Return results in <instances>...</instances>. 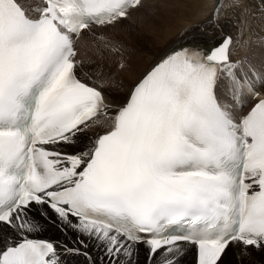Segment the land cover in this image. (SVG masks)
I'll list each match as a JSON object with an SVG mask.
<instances>
[{
	"label": "snow or ice",
	"instance_id": "1",
	"mask_svg": "<svg viewBox=\"0 0 264 264\" xmlns=\"http://www.w3.org/2000/svg\"><path fill=\"white\" fill-rule=\"evenodd\" d=\"M143 3L0 0V264H140L141 248L144 264H176L181 242L198 264L233 242L237 264L264 251V71L233 62L231 37L180 42L123 102L77 75L84 30ZM41 220L65 240L30 238Z\"/></svg>",
	"mask_w": 264,
	"mask_h": 264
},
{
	"label": "bare ground",
	"instance_id": "2",
	"mask_svg": "<svg viewBox=\"0 0 264 264\" xmlns=\"http://www.w3.org/2000/svg\"><path fill=\"white\" fill-rule=\"evenodd\" d=\"M144 1L146 2L147 0H144ZM240 1L241 0H180L176 4V5H179V4L181 5L178 7L176 6L177 8H179L177 20L175 19L173 21H168V18H165V21H166V23H174L175 25H178L177 28L181 27V26L183 28V25H185V24L187 25V27L182 29L181 32H179V33H177L179 31V29L172 28L169 30H158L156 32L148 31L147 33L143 34L142 36L145 37V39H146V36H144V35H148V37H149L148 39L151 42L150 51H153V55L150 58H148V60L143 58V57H141V58L136 57L134 52L133 53L128 52L127 48L123 47V45L120 43L117 46H115L116 45L115 44L114 45L115 47L111 46V49L114 48V49H120V51H123L125 53L124 56L126 57V60L124 62H121V61L120 62L126 64L127 67L122 70L120 68L121 63H118L116 65L117 73H116V70L114 69V67H112V65H113L112 63L116 62L114 57H113V60L108 61L109 64H105L102 61L100 63H98L100 65L99 69L95 68V65L98 66V64H97L96 60H93V58L100 59V58H98L99 56L97 55V54H99V49L97 47L102 48V45L106 43V41L104 39L109 40V42H113V40H115V39H109V38L103 37V36L101 37V34H97V37H95V38H96V43L98 45H96V44H90L88 41L89 39L84 40L85 35L83 34L82 37L77 40V43L82 41L84 46H85V49L88 48L87 49L88 52H87V50H86V52L84 50L81 52L79 51V53H81V55H83L84 63L86 64L87 68L89 70H91L99 79H101V83L105 85L103 90H101V91H103L105 96L108 97L110 100H113L116 102H123L126 99V97L128 96L127 95L125 97V94L129 89H131L130 86H133L148 70H150L151 67L159 60L160 56L163 53L174 48L180 42L191 43L192 42L191 38L195 37L200 42L201 45H203L204 47H208V48L216 46L220 42H222L223 38L225 37V34L216 33V34L212 35L209 32H206L205 30H203L201 28H197L195 26H192V24H193L192 19H194V17H196V16L200 17V18L202 16L204 17V14L207 13V11H209L210 9H213V16H214L215 9L217 8L218 5L220 6V13H219L218 17H216V18H221V15L227 9L228 6L233 7V6H235V4L239 3ZM29 2H31V0H29ZM164 4L166 6L167 3H164ZM160 6H161V2L156 1L154 3V5L152 6L149 15H145V14H143V12H141L140 14H134L135 12H133L132 15H135V16H133L134 18H132V21H131V23H133L132 24L133 28H137V30L140 31L139 33H141L146 26L148 27L149 25H151L152 24L151 19L155 18V16L158 17V13H160V11H159ZM157 10H158V13H157ZM255 10H256V8H255ZM167 12L168 11H166V13ZM162 14H165V13H162ZM175 14H176V12H175ZM126 20H128V19H126ZM126 20H123L122 22L117 23L114 26H109V27L93 26L92 28H93V30L96 29L97 31H103L109 36L112 34L118 35L117 31H114L112 33V31H113L112 29L119 24L126 23ZM213 25L217 29L220 28L219 22H216ZM86 30H88V29H86ZM86 30H84V32ZM179 34H180V37H179ZM240 34H241V42H240L241 44L239 45L237 43L236 46L239 48V51H246L245 55H247L248 50H249L248 43H249V41H251V37H250V34L246 33L245 31L244 32L241 31ZM221 38H222V40H221ZM242 42L244 44H242ZM101 43H103V44H101ZM253 64L255 67H257L258 61L254 60ZM81 65H82V63H81ZM106 66L112 67V68L107 69ZM256 70L260 71L258 69H256ZM78 71H80L79 66L77 68V74H78ZM259 90L261 91L262 95H264V89H259ZM104 127H105V122L103 120H101V122L96 127L90 129L89 131H90V133L92 132L95 134L97 132L103 131ZM49 214L54 216V214L51 212H49ZM37 219H40V218L37 217ZM73 221L75 222V218H73ZM40 222L42 225L41 231H43V234L48 233V232L56 233L59 238L61 237V238H63V240H65L63 233H58L56 231V229H59V228L55 224L47 223V222H44L43 220H41ZM0 231H3L4 233L9 232V230L6 228L0 229ZM67 231H68L69 237L73 238L74 236H76L75 231H73L71 228H68ZM40 232L33 233L30 236L33 238H38V237H35L33 235L37 236L38 234H40ZM40 239H42V238H40ZM60 241H62V240H60ZM1 242L2 241H0V243ZM231 249L234 252V254H233L234 256L232 257L233 261L231 262V264H237V259L235 256L237 255L238 251L240 250V247H239V244H237L236 242H233L232 245H230V247L226 250V253L222 256V259L219 262V264H223L226 261V256H227L228 252H230ZM87 250L93 252L96 249H94L93 247H89ZM140 252L145 253L143 248H141ZM196 252H197V246L192 245L189 242L182 243L181 244V254L177 257L176 264H186L187 261L189 264H196ZM259 252H262V251H259ZM92 254H100V253L98 251H96ZM256 255H258V254H256ZM261 258L264 260V253H261ZM74 259H76V260L80 259L82 264H87V262L85 261V259L83 257H76ZM246 264H249V261H246ZM250 264H254V263H252L251 258H250Z\"/></svg>",
	"mask_w": 264,
	"mask_h": 264
},
{
	"label": "rangeland",
	"instance_id": "3",
	"mask_svg": "<svg viewBox=\"0 0 264 264\" xmlns=\"http://www.w3.org/2000/svg\"><path fill=\"white\" fill-rule=\"evenodd\" d=\"M156 1L161 2V6L159 8L160 13H158V10H157L158 17L155 16V18L151 19L152 24L149 25L148 27L146 26L141 33H139L140 31H138L137 28H133V25H132L133 23H131V21H132V18H134L133 16L135 15H131V17L128 20H126V23L119 24L112 29L113 30L112 33L114 31H117L118 35L112 34L109 36L105 32L97 31L96 29L93 30V28H91L86 34H84L85 35L84 40L89 39L88 41L90 44H96V45H98L96 43V38H95L97 37V34H101V37L103 36L109 39H115L113 40V42H109V40L104 39L106 43L105 44L101 43L103 44L102 45L103 49L101 47H97L99 49V54L97 55L99 56L98 58L100 59L93 58V60H96L97 64L100 63L101 61L104 62L105 64H109L108 61L113 60V57H114L116 62L112 63L113 64L112 67H114V69L116 70V65L126 60V57L124 56L125 53L123 51H120V49L119 50H114V48L111 49V46L115 47L119 45V43L122 44L123 47L127 48L128 52L130 53L134 52L136 57H139V58L143 57L148 60V58H150L153 55V51H150L151 42L148 39L149 38L148 35H144L146 36V39H145V37L142 36L143 34L147 33L148 31L156 32L158 30H169L172 28L179 29V31L177 32L179 33L181 32L182 29L187 27V25L185 24L186 26L183 25V28L182 26L177 28L178 25H175L174 23H166L165 21V18H168V21H173L175 19L177 20L178 12H179V8L177 7L181 5L180 4L176 5V4L180 0H147L146 2L144 1L143 7L140 8L138 11H136L134 14H140L141 12H143V14L149 15L151 8ZM164 3H167L166 6ZM259 7H260V0H252V1L251 0H241L239 3L235 4V6L233 7L228 6L227 9L225 10L226 12L224 11L223 14L221 15V18L214 19L213 9H210L209 11H207V13L204 14V17L203 16L201 18L197 16L194 17V19H192L193 20L192 26L201 28L205 30L206 32H209L212 35L216 33H222L225 35L232 34L234 36V44L231 50L232 57L235 60H237V58H240L239 61L246 59L253 66H254L253 61L254 60L258 61V64H257L258 68L255 66L254 67L260 71H264V14L258 13ZM166 11L168 12L166 13ZM162 13H165L166 15ZM216 22H219V27H220L219 29H217L213 25ZM241 31L243 32L245 31L246 33H249L251 37V41H249L248 43L249 50H248L247 55H245L246 51H239V48L236 46L237 43L239 45L241 44L240 43L241 42V34H240ZM179 37H180V34H179ZM242 44L244 43L242 42ZM77 47L79 48L80 52L84 50L86 52V50L88 49V48L85 49V46L82 41L77 43ZM80 57L82 59V65L79 66L80 71H78V76L82 77L86 82L94 83L97 87H100L101 79H99L91 70L87 68L86 64L84 63L83 55H81V53H80ZM235 60H233V62ZM96 66L97 65H95V68L99 69L100 65L98 64L97 66L98 68ZM112 67L106 66L107 69H110ZM85 72L88 73V77H91V80L88 79V77H84ZM116 73H117V70H116ZM131 87L132 86H130V88ZM101 90H103L102 87H101ZM129 90L126 92L125 97L128 95ZM85 135L93 136L95 134L92 132L90 133V131H88ZM56 231L58 233H62L60 229H56ZM33 236L42 238V239H47V240H53V241L62 240L63 241V238L61 237L59 238L56 233H52V232L43 234V231H41L40 234H38L37 236L36 235H33ZM73 238H75V236ZM67 242L71 244V240ZM239 247L241 248L240 245ZM96 251L97 250L93 252L91 251L89 252L92 254ZM261 253H264V251L262 252H258L255 250L252 251L251 257H250L252 259V263L264 264V260L261 258ZM233 254L234 252L231 249L230 252H228L226 256V261L223 264H231V262L233 261V258H232L234 256ZM92 256L97 257L99 256V254H92ZM144 256H145V253L140 252V255H139L140 264H144ZM69 264H72V260L69 261ZM75 264H82L81 260L75 259ZM186 264H189L188 261L186 262Z\"/></svg>",
	"mask_w": 264,
	"mask_h": 264
}]
</instances>
